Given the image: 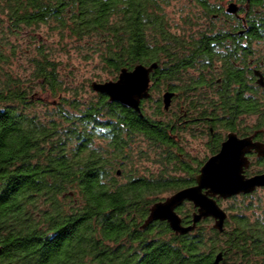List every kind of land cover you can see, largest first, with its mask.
I'll return each mask as SVG.
<instances>
[{"label": "trees", "instance_id": "trees-1", "mask_svg": "<svg viewBox=\"0 0 264 264\" xmlns=\"http://www.w3.org/2000/svg\"><path fill=\"white\" fill-rule=\"evenodd\" d=\"M190 1L217 27L214 5ZM232 2L238 7L234 29H249L252 46H259L260 56L253 59L260 66L264 0ZM170 7L171 0H0L8 34L0 40V61L9 62L4 48L19 53L8 42L10 36L32 35L54 24L50 28L60 32L61 40L97 38L91 52L101 56L113 82L122 70L156 64L151 84L176 91L179 100L199 92V62L215 55L211 45L221 40L211 35L212 41L205 36L198 42L202 24L193 6L182 4L179 22L167 15ZM31 40L26 49L19 48L29 56L27 77L2 70L0 78V264H216L219 255V264H264V220L252 217L257 209L252 205L223 208L218 201L228 215L222 233L209 226L210 219L185 236L176 235L166 222L145 225L155 204L196 185L207 158L191 168L188 156L173 151L184 131L168 121L161 98L142 102L140 114L101 94L86 105L77 93L68 100L69 77L65 79L51 47ZM211 60H206L207 68ZM230 68L228 78L239 81L240 71ZM37 89L54 97V112H38L44 100ZM230 95L210 99L232 119L225 128L243 137L253 134L239 129L234 119L244 105L247 112L263 116V105L255 99L244 104L240 94ZM147 102L154 104L151 110L145 108ZM99 117L106 118L103 127L95 125ZM255 125L264 129L263 118ZM99 137L103 142L96 147ZM156 154L162 165H175L173 171L154 176L132 165L137 159L139 164L152 162ZM258 193L240 198L252 204ZM186 205L177 213L190 226L196 210L184 212Z\"/></svg>", "mask_w": 264, "mask_h": 264}, {"label": "flooded vegetation", "instance_id": "flooded-vegetation-1", "mask_svg": "<svg viewBox=\"0 0 264 264\" xmlns=\"http://www.w3.org/2000/svg\"><path fill=\"white\" fill-rule=\"evenodd\" d=\"M185 1L189 3V8L193 6V9L198 13V16H200L199 18L202 26L201 29L196 32L198 42H204L205 36L212 41L211 35H219L221 41L220 43L211 45L215 55L209 56V58L212 59L209 68L206 67V65L209 64L206 60L209 58L199 62L201 71L199 72V68L197 71L199 77H201L202 84L199 86L198 93L185 96L178 100L176 91L174 92L168 87L164 89V94L173 95L170 107L166 110L168 114H171L168 116V121L172 122L174 125L173 127L182 128L186 137L190 135L193 141H201L205 146V158H207V161L219 154L222 144L228 140L231 134L236 135L240 139L254 137V143H261L264 145V129H257L258 127L255 125L258 119L263 118L264 120V115L262 116L260 113L258 115L251 114L250 110L247 112L245 109L247 105H244V111L243 108H240V112L236 114L237 116L235 118L236 120L234 119V123L239 129H248V133L254 132L246 137L239 136L238 133L225 128L228 124L226 122L232 119H230L229 116L224 117L222 115L223 113L220 111L219 104L210 100L218 101L220 98H225L228 92H231L230 97H235L236 94H240L241 97L243 96L245 100L244 104H247V102L249 103L251 99L258 100V104L263 105L261 112L264 110V62H261L260 66H258L256 64L258 59H253V56H260L257 53L259 46L257 44L252 46L251 39L248 36L250 35L249 29L245 27L244 29H234L235 20L232 18L237 14L229 13V10L230 6L236 3L232 2V0H220V2L218 0H207L208 5H214L218 10V13L213 15L214 19L219 20L217 22L218 25L217 27H212V25L208 24L209 20L204 15V9L202 7L198 6L193 1ZM236 8L238 9L237 6ZM187 32L188 31L185 33ZM204 46L205 44L201 45V47ZM262 54L264 55V51H262ZM230 66H234L235 69L237 68L240 71L241 77L239 81L230 80L228 78L230 75ZM193 95L194 98H192ZM151 96L152 94L150 92V98ZM193 100H196L197 103H194ZM173 108L175 111H173ZM178 109L179 114L181 113L183 116L178 117ZM173 131L177 132V129H173ZM220 136H223L222 141L220 140ZM177 137L178 135L175 133L174 138ZM219 145V151L216 152ZM248 158L250 160V166L245 171V176L247 178H252L264 174V171L248 174L252 164L264 163V158L259 157L255 151L249 154ZM259 190H264V188L256 191Z\"/></svg>", "mask_w": 264, "mask_h": 264}, {"label": "water", "instance_id": "water-1", "mask_svg": "<svg viewBox=\"0 0 264 264\" xmlns=\"http://www.w3.org/2000/svg\"><path fill=\"white\" fill-rule=\"evenodd\" d=\"M236 6H230L229 13H237ZM158 66L149 68L139 65L133 71L122 70L116 82L93 84L95 92L106 96L110 103L123 106L126 109L141 113V104L150 98L151 74ZM172 94L163 96L165 110L170 107ZM254 137L240 139L234 134L222 144L216 156L210 158L200 170L196 185L181 190L166 200L155 204L150 209V215L145 225L155 222H166L170 229L180 236H185L195 230L196 226L205 220H214V229L224 232L228 218L218 201L227 200L240 195H249L264 188V174L247 178L245 171L250 166L248 155L253 151L264 158V145L254 143ZM185 203H191L196 212L192 225H183V220L177 213ZM222 256L216 259L219 264Z\"/></svg>", "mask_w": 264, "mask_h": 264}, {"label": "rangeland", "instance_id": "rangeland-1", "mask_svg": "<svg viewBox=\"0 0 264 264\" xmlns=\"http://www.w3.org/2000/svg\"><path fill=\"white\" fill-rule=\"evenodd\" d=\"M183 3H186L185 0H171V7L166 9V13L168 16L171 17L173 20H177L179 22V16H180V8ZM192 7V6H191ZM6 25L7 22L1 16L0 12V40H3L4 38H7V33H6ZM50 26L55 27L54 24L52 25H43L39 27L37 30L33 31L32 35H30L28 32H25L21 37L19 38H12L11 36L9 37L8 42L11 44H15V46L18 48V52L16 55L13 54L11 48L9 50L3 49L5 56L8 59V64L4 65L0 61V78L2 77L1 72L2 70L5 71H12L15 75H19L22 77H27V74L29 72V56L28 54L20 53L19 48L22 47L21 49H26V46L28 44L27 40L28 38H33L31 40L36 44L42 43L44 45H47L48 47H51L52 49V54L54 55V58L56 62L61 65V70L63 75L66 76L65 79L67 80V76L69 77V83L68 85L71 88V91L68 92L67 98L68 100H74L75 98V93H77V97L82 102V105H86L90 102H94L96 99L97 95H100L99 93L95 92L92 88L93 84H103L107 82H113V78L111 76L110 70L105 68L101 62V56L96 53H92L91 50H93L94 46H97L98 40L97 38H92V39H87L83 42H79L75 39L71 38H64V40H61L59 37L60 32L57 30H52ZM6 43V41H4ZM34 51V49H33ZM25 54V55H24ZM118 79V78H117ZM162 87H155L150 83V91L152 96H154V99L158 100V98H161L163 100V96L165 95L164 92L162 91ZM162 93H161V91ZM164 90V89H163ZM77 91V92H76ZM44 90H39L37 89V94H39V97H41L44 102L43 105L38 106V112L44 115L47 112H54V108L52 109V104L55 101L51 97V95L48 93L45 95ZM147 100H144L145 102ZM164 105V103H163ZM147 106L149 107V110H151L152 106L154 104H149L148 102L146 103L145 108L147 109ZM52 109V110H51ZM65 109L69 112L72 111V109L65 107ZM148 110V109H147ZM173 111L174 108H173ZM72 113V112H71ZM167 113V119L168 116L171 114ZM74 114V113H73ZM106 118L99 117L95 121V125L98 127H103V122L105 121ZM162 119V118H161ZM102 130H99L101 132ZM184 131V130H183ZM97 135V134H95ZM181 135V139L176 142L174 146H176L173 151L178 154L184 153L186 156L190 158L188 162L191 164L189 165L191 168H194L197 164L198 161H201L203 158L205 159V154L206 151L204 149V145L201 143V141L196 140L193 141L191 139V136L183 134ZM96 147L102 144L103 140L102 138H96ZM151 146L149 143L146 145ZM145 147V148H146ZM161 153V152H160ZM159 153V154H160ZM203 153V154H202ZM134 157L133 159H135ZM155 159L152 162L142 160V162L139 164L138 159L137 163H133L132 165L136 166L137 168H142V170H148V172L152 173L154 176H158L163 172H169L173 171V168L175 165H166V164H161L162 162L159 158L158 155H155ZM136 160V159H135ZM136 162V161H135ZM178 165V164H177ZM170 167V170H169ZM251 172L255 173L258 171H264V163H254L250 167ZM147 175V172L144 173ZM263 189V188H261ZM257 198L259 200H255L250 203V200H246L245 203L242 202V198H238L235 201H232L230 199L227 200H220L222 203L223 208H229L231 206H243V205H252L253 207H256V212L253 213V218L260 217L261 219L264 220V192L259 190V193L257 195ZM244 206V207H246ZM193 205L191 203H187V205L183 208L184 212H188L189 209H192ZM262 210V211H261ZM182 211V212H183ZM214 220H211L210 225L212 228L214 227Z\"/></svg>", "mask_w": 264, "mask_h": 264}]
</instances>
